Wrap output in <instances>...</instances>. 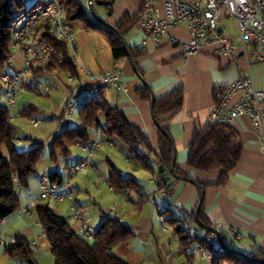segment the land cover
<instances>
[{"label":"crops","instance_id":"1","mask_svg":"<svg viewBox=\"0 0 264 264\" xmlns=\"http://www.w3.org/2000/svg\"><path fill=\"white\" fill-rule=\"evenodd\" d=\"M105 7V12L100 18L114 25L126 14H138L141 0H114ZM72 23L75 25L77 22ZM221 28L226 32L224 26L221 25ZM74 30L77 47L72 58L76 64V72L72 74L59 70L61 79L68 82V91L56 96L57 105L61 109L60 112L55 110L52 114L63 117V108L68 100L81 87L92 83L83 69L93 73L119 69L126 90L104 87L101 96L122 111L130 124L139 126L148 135L152 147L157 148L160 128L154 119L151 102L142 99L137 89L147 83L157 98L182 86L183 104L170 114L167 120L169 134L175 143L176 163L187 171L189 178L185 179L164 170L170 175L169 181L165 182L155 154L146 153V158L140 159L119 141L114 140V144H110L109 140H105L93 155L95 165L82 172L78 182L70 180L67 168L66 171H59L57 168L52 170L61 175L62 181L70 182L74 198L45 201L56 212L67 216L76 230L77 222L72 215V205L80 211L85 220L96 227L107 216L118 218L122 224L132 229V235L128 240L113 245L111 252L129 264H205L204 259L187 253L179 246L178 238L173 234L174 226L167 220L169 216L180 213L188 216L195 212L199 202L204 220L210 225H217L220 231L230 235V225L241 227L243 236L234 239V244L242 252H247L255 246L264 249V153L259 148L256 128L249 118L241 115L232 124L242 141V153L223 184H217L220 178L219 170L203 172L186 164L188 146L194 133L209 122L216 88L235 79L239 70L250 72L256 84L264 87V61L254 58V47H239L238 63L220 54L216 45L204 46L197 53L185 57L184 48L179 44H156L147 39L143 45L145 35L138 21L125 34L123 40L141 52L140 56L135 59L127 56L116 60L104 34L84 24L79 25L77 31L74 26ZM173 32L181 38L187 37L183 25L175 27ZM12 50L11 62L6 68L9 71L18 70L23 66V57L18 49L12 46ZM70 74L73 75L72 81L68 80ZM57 76L60 77V73L57 72ZM30 78L38 80V77L32 75ZM73 116L74 113L64 119L65 128L74 127L69 124ZM77 121L78 124L81 122L80 116ZM100 121L104 122L102 117ZM88 132L91 142L95 138V127H91ZM75 144L80 149L78 142ZM114 150L118 151L120 158L114 154ZM138 151L146 152L142 146L138 147ZM85 155L86 152L80 149L79 153L72 157V164ZM113 168L123 177L134 178L140 184V192L118 190L112 186L108 177ZM43 174L50 173L46 171L44 161H41L37 172L30 175L28 186L21 188L18 194L21 206L27 205L31 213H20L18 210L7 217L0 226V264H15L18 261L4 253V247L17 233L26 235L30 242L37 244L33 254L38 264H54L45 230L36 221L34 213L35 205L40 200V179ZM172 182L173 194L170 196L165 187ZM167 208L170 212L163 214L162 211ZM162 215L163 221L160 219Z\"/></svg>","mask_w":264,"mask_h":264},{"label":"trees","instance_id":"2","mask_svg":"<svg viewBox=\"0 0 264 264\" xmlns=\"http://www.w3.org/2000/svg\"><path fill=\"white\" fill-rule=\"evenodd\" d=\"M60 2L66 8V17L69 21H81L86 27L99 29L105 34L116 60L127 56L133 59L140 56L141 52L135 50L134 46L124 43L123 37L139 21L142 7L138 14H126L114 25H106L88 15L82 1L60 0ZM25 8L24 0H0V70L7 68L13 54L11 22L15 15ZM51 42L56 46L62 61L53 56L46 65L34 64L31 75L36 78L53 70L75 74L76 64L66 43L55 40ZM138 71L141 73L139 68ZM137 92L142 99L151 102V88L147 83H143ZM183 98L182 86L155 98L153 116L160 128L157 148L152 147L148 135L139 126L130 124L117 107L103 98L99 102L91 100L79 111L81 122L78 126L67 127L53 133L51 158L55 160L58 151L66 154L70 144L90 143L87 127L99 126L106 140L119 141L140 159H145L146 153L155 154L158 166H162L165 171L172 172L176 176L188 179L187 171L181 169L177 163H175L174 171L171 170L176 148L169 134L167 120L170 114L182 106ZM38 112L37 107L26 105L20 114L31 116ZM10 116V109L4 102H0V226L7 217L19 210L21 206L18 198L19 191L28 186L30 175L37 172L44 146V141H37L30 148L17 147L16 126L11 123ZM101 117L104 122L100 121ZM139 146H142L146 152H139ZM242 146V141L232 125L208 122L200 131L194 133L188 146L186 164L203 172L219 170L220 178L217 184H223L235 168L242 153ZM49 177L59 183L62 181L57 171L50 172ZM108 181L118 190L140 192V184L134 178L123 177L115 168L112 169ZM172 185L173 182L165 187L170 196L173 194ZM169 212V208L162 211L163 214ZM34 213L36 221L45 230L54 264H129L111 252L113 245L128 240L132 235V229L122 224L118 218L107 216L96 229V240L90 242L77 232L67 216L56 212L47 201L39 200L35 205ZM188 217L201 226L210 225L202 216V206L197 218L195 212L190 213ZM167 220L174 226L173 234L177 236L179 246L186 251V248L196 239L187 228L182 226L176 215L169 216ZM220 232L227 247L241 251L227 232ZM30 244L26 235L17 233L15 242L7 244L4 252L12 258L24 261V264H38ZM244 253L246 255H240L236 251L222 250L221 253L214 255L212 264H264L261 262L264 260V249L260 246H255Z\"/></svg>","mask_w":264,"mask_h":264},{"label":"built area","instance_id":"3","mask_svg":"<svg viewBox=\"0 0 264 264\" xmlns=\"http://www.w3.org/2000/svg\"><path fill=\"white\" fill-rule=\"evenodd\" d=\"M141 7L139 26L145 35L143 45L147 39L156 44H179L184 48L185 57L197 53L204 46L216 45L220 54L235 63L239 62L238 48L245 49L247 45H251L254 47V58L264 61V0H141ZM227 17L236 20L238 38L227 34L221 28ZM11 25V43L23 57V66L15 71L0 70L2 97L9 109L16 104L17 98L24 90L49 94V85L31 79L30 76L34 64L46 65L53 56L62 61L51 40L65 42L71 56L76 53L77 47L74 25L67 19L66 8L60 0H35L15 15ZM179 25L186 28L185 39L173 32ZM83 70L92 83L81 87L68 100L63 108V117L72 115L77 108L80 111L91 100L101 101V90L104 87L126 90L119 69H106L98 73ZM68 80L72 81L73 75L70 74ZM241 115H246L255 126L259 148L264 153V87H259L253 75L244 70H239L236 78L228 84L215 89L209 122L232 125ZM53 116L52 114L51 118H54ZM30 121L35 126L42 122L40 118L35 117L30 118ZM94 127V140L90 143L78 142L86 155L69 166L70 177L95 165L93 155L106 139L101 128ZM90 128L87 127V131ZM109 142L114 144L110 140ZM65 198H74L70 182L67 180L59 183L51 180L48 174H43L40 179L39 199L61 201ZM71 209L77 222V232L84 239L95 241L97 227L85 220L74 205ZM19 212L31 213V209L22 205ZM176 217L196 239L186 248V252L204 259L205 264H212L214 255L222 252L215 232L197 224L184 213L177 214ZM160 219L163 221L164 216ZM229 233L233 239L243 236L241 227L234 225L229 226ZM14 242L15 237H11L9 243ZM30 245L33 250L37 249L35 242ZM15 264H24V261L18 260Z\"/></svg>","mask_w":264,"mask_h":264},{"label":"rangeland","instance_id":"4","mask_svg":"<svg viewBox=\"0 0 264 264\" xmlns=\"http://www.w3.org/2000/svg\"><path fill=\"white\" fill-rule=\"evenodd\" d=\"M24 1H25V5L29 6L35 0H24ZM80 1H82L85 4L87 14L92 16L94 19L98 20V18L102 16L105 12L106 5L100 4L98 0H93L92 6L88 3V0H80ZM79 25H83L81 21L77 22L74 25L76 31ZM221 25L226 28L227 34H230L234 38H238L237 22L234 18L227 17ZM94 31H98L99 33L104 34L99 29H94ZM55 71L46 72L38 77L39 82L49 85L50 87L49 94L37 93L31 90H24L22 93H20L19 97L17 98L16 104L10 109L12 113V117L10 121L13 125L16 126V131H17V137H18L16 139L17 147L21 149L30 148L31 146L35 145L37 141H44L41 161H44L46 171H48L49 173L55 168H57L59 171H66V168L68 170L69 166L73 162L72 157L76 156L81 149V148L79 149V147L76 146L75 143H73L68 145L69 151L66 153L67 155L58 151L56 153V159L53 160L51 158L50 140L51 138H53L54 132L62 131L65 128L66 125L64 119L67 118V117H58L59 114L54 115L53 119L51 118L52 113L56 112L55 110H57V112H60L61 109V107L57 105L56 96H58L63 91L66 90L68 91V87H67L68 82L65 81L64 79H61L62 77L61 71L59 70H55ZM57 72L60 73L61 75L60 77L57 76ZM2 91L3 89L2 87H0V102H4L2 97ZM26 105H32L37 107L39 109V112L36 115H31V116L20 114L22 108ZM78 115H79V110L77 108L75 109L74 116L73 118H71L69 124L78 126L79 125L77 121V119H79ZM32 117L40 118L42 122L39 125L35 126L30 121V118ZM114 154L118 156V158L121 157V155L118 153L117 150H114ZM96 160H98V158H96ZM67 161L69 166L67 165ZM118 164H122V163H118ZM86 169H88V167L72 175L70 177V180L72 182H78L80 180V176L82 172L86 171ZM180 223L182 224V226L185 227V224L182 221H180ZM49 257H51V254H49Z\"/></svg>","mask_w":264,"mask_h":264},{"label":"water","instance_id":"5","mask_svg":"<svg viewBox=\"0 0 264 264\" xmlns=\"http://www.w3.org/2000/svg\"><path fill=\"white\" fill-rule=\"evenodd\" d=\"M98 2L100 3V4H103V5H106V6H108V5H110L111 3H112V1L111 0H98ZM88 3L92 6V4H93V0H88ZM98 20L99 21H101V22H103L104 24H106V25H110V24H108V23H106L102 18H98ZM124 43H125V41H124ZM137 73L139 74V72L137 71ZM140 76V75H139ZM141 77V76H140ZM142 78V77H141ZM144 81V80H143ZM151 94H152V97H151V109H152V113H153V108H154V102H155V95H154V93H153V91H152V89H151ZM175 163H176V157H175V155H174V160H173V164H172V168H171V170L172 171H174V168H175ZM159 170L161 171V174H162V178L164 179V181L165 182H168L169 181V179H170V175H168L165 171H164V169H163V167L162 166H159ZM196 185H198V183H195ZM200 206H201V202H199V204H198V206H197V208H196V210H195V217L197 218L198 217V213H199V210H200ZM206 227H208V228H210V229H212L214 232H215V234L217 235V237H218V240H219V243H220V245H221V249L223 250V251H228V252H230V251H236L238 254H240V255H246L244 252H242V251H239V250H233V249H230L229 247H227V245H226V243L224 242V240H223V238H222V235H221V232H220V230L217 228V227H215V226H213V225H205ZM33 262H34V260H33ZM261 262L262 263H264V260H261Z\"/></svg>","mask_w":264,"mask_h":264}]
</instances>
